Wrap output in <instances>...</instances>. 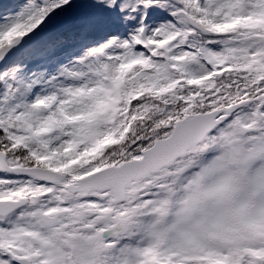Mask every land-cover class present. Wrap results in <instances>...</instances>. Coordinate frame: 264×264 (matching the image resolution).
Here are the masks:
<instances>
[{"label":"snow or ice","instance_id":"1","mask_svg":"<svg viewBox=\"0 0 264 264\" xmlns=\"http://www.w3.org/2000/svg\"><path fill=\"white\" fill-rule=\"evenodd\" d=\"M0 264H264V0H0Z\"/></svg>","mask_w":264,"mask_h":264}]
</instances>
